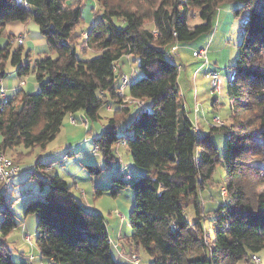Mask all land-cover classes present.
Instances as JSON below:
<instances>
[{
    "label": "trees",
    "instance_id": "trees-1",
    "mask_svg": "<svg viewBox=\"0 0 264 264\" xmlns=\"http://www.w3.org/2000/svg\"><path fill=\"white\" fill-rule=\"evenodd\" d=\"M85 1L0 0V35L11 21L33 19L58 52L57 58L36 60L38 92L19 88L0 98V150L45 147L65 117L79 110L88 120L100 119L101 106L114 100L123 77L119 61L130 55L142 73L130 83V95L149 101L150 108L133 102L139 108L132 116V106L117 107L95 139L106 166L117 160L116 145L125 141L144 171L131 185L136 200L128 238L150 255L149 264L257 262L254 256L264 249V0H95L98 19L80 41L75 28ZM226 2L241 4L237 14L247 11L229 80L231 120L213 122L203 133L187 116L178 82L180 65L171 51L180 42L212 33ZM196 16L201 22L192 24ZM9 37L12 42L14 37ZM9 45L0 47V89L7 59L11 56L13 65L21 62L22 45L14 51ZM78 45L96 55L78 58ZM30 68L20 65L19 75ZM126 118L130 124L118 133ZM215 131L227 134L224 154L213 141ZM218 164L225 175L215 182ZM120 178L116 191L128 184ZM37 180L49 188L28 202L26 212L37 213L36 244L48 264H118L105 217L89 211L59 174L39 175ZM209 186L225 187L227 194L218 207L206 211L202 193ZM0 201L5 203V238L18 219L2 192ZM189 207L193 219L187 215ZM214 213L218 225L207 228L204 222ZM0 264H15L4 243Z\"/></svg>",
    "mask_w": 264,
    "mask_h": 264
},
{
    "label": "rangeland",
    "instance_id": "rangeland-1",
    "mask_svg": "<svg viewBox=\"0 0 264 264\" xmlns=\"http://www.w3.org/2000/svg\"><path fill=\"white\" fill-rule=\"evenodd\" d=\"M85 3L81 20L75 28V33L80 34V41L83 40L86 32L91 28V24L98 19L96 2L93 6L91 0H87ZM240 6L239 2L222 4L215 18V27L212 33L201 35L193 41L178 43L175 51L176 56L171 51L176 58L175 61L184 66L183 69L180 68L179 70L178 82L181 100L187 103V116L195 126H200L203 133L210 131V126L215 122L214 118L216 116H219L226 123L231 120L228 95L229 80L234 73L233 65L239 56V45L243 40L242 23L247 18L246 10H242L240 14L236 13ZM198 22H201V18L196 16L191 23ZM33 23L38 27L34 20ZM20 34L26 36L22 48L21 62L18 65H13L12 57L10 56L7 59L6 75L2 82L6 86L10 84L17 88L20 82L24 80L25 84L22 85V89L27 93H35L40 89L36 73L33 71L36 60L47 55L57 58L58 52L48 45L39 28L38 30H32L22 21H11L6 25L0 35V47L10 44L11 51H14L20 47V43L15 38L11 42L9 36L18 37ZM206 46L209 47L208 62L191 55L190 48L200 49ZM194 50H192V54ZM178 54L181 57H178ZM95 55L92 51L85 53L81 45L77 46L78 58L93 57ZM125 60V58H121L119 63L130 75L132 68L127 66ZM27 64H30V71L19 75V66ZM133 66L135 71L131 75L129 85L142 74L137 62H134ZM206 72L218 73L219 90L214 91L211 79L205 76ZM18 89L9 91V95H14ZM196 98L199 104H196ZM146 105L150 108L149 101H146ZM137 108H139L138 105L132 106V116L136 113ZM114 111L109 110L106 103L103 104L99 110L100 119L98 120H88L83 110L76 111L74 116L77 118V124L72 122L71 115L68 114L64 119L60 132L45 147L25 148L20 146L17 149H9L7 151L9 154L6 152L16 163H19L21 172L15 176L8 187H4L0 192H2L7 201L6 203L17 217L18 225L9 235L2 238L1 221L5 217L2 209L5 208V203L0 201V246L2 243L5 244L16 264H48V259L41 256L36 244L37 213L26 212L28 202L39 198L49 188L47 183L41 187L40 182L37 180L41 171L37 165L39 159L45 164L49 163L51 167L50 174L57 173L69 183L72 192L85 204L89 211L101 213L105 217L112 242V253L119 264L150 263L151 257L144 248H136L130 239L126 237L132 233L129 215L136 200V194L131 185L134 178L141 176L144 171L140 170L142 173H138L139 167L123 144L119 146L121 163L118 166L116 162L106 166L104 159L96 152L95 139L102 133L103 125L109 123V118L114 115ZM84 120L90 125L89 132L85 128ZM129 124L130 119H124L118 133H122L123 128ZM212 138L219 153L224 154L227 134L223 131H215L212 133ZM17 151H19L18 155ZM68 152L71 155L64 159ZM92 169L100 170L94 172ZM31 171L36 174H30ZM224 175L222 164H218L213 177L214 181H221ZM120 176L128 184L116 191L122 183ZM1 184L0 181V186ZM98 189L101 190V193H98ZM221 191L215 186H209L203 191L202 197L206 211L214 209L222 203V196L224 195ZM187 215L190 219L195 217L193 207L187 209ZM216 215V213L211 214L209 219L204 222L207 228L214 229L217 227ZM121 236L123 238L121 239L122 246L119 245ZM257 255L261 258L260 262L253 261L249 263L241 259L236 264H264V249Z\"/></svg>",
    "mask_w": 264,
    "mask_h": 264
},
{
    "label": "crops",
    "instance_id": "crops-1",
    "mask_svg": "<svg viewBox=\"0 0 264 264\" xmlns=\"http://www.w3.org/2000/svg\"><path fill=\"white\" fill-rule=\"evenodd\" d=\"M18 1H21V0H18ZM23 1H25V0H23ZM91 4H92V6L95 4V0H91ZM94 2V3H93ZM88 4H89V1H88ZM25 24H27V26L30 28V29H32V30H38V28L39 27H37L36 25H35V23H33V20H29V21H27V22H24ZM37 24V23H36ZM23 37V40H22V42H20V40H19V38L20 37ZM17 41H19V43L22 45V48H23V44H24V39H26V36H25V34H20L18 37H14ZM193 49H197V48H190V53H191V55L192 56H195L194 54H192V50ZM200 49H207V51H208V56H207V59H205V58H201V57H198V58H201V59H203L204 60V62H208L209 61V47H202V48H200ZM176 46H175V48H173V50H172V52L175 54V56H176ZM178 57H181V55L180 54H178L177 55ZM195 57H197V56H195ZM122 58H125L126 60H125V63L127 64V66H129V67H131L132 69H131V74L130 75H128L127 73V71H125L124 70V67H123V65L121 66V64L119 63V66H120V71L122 72V74H123V77L121 78V81L119 82V88H118V91H117V93H116V96H115V98H114V100L111 102H109L107 105H108V108H109V110H112V112L117 108V107H122V106H133L134 105V103L133 102H136V103H138V101L136 100H134L132 97H131V95H130V85H129V82L131 81V75H132V73L135 71L134 70V66H133V63L135 62L132 58H131V56L129 55V56H123ZM180 65V68L181 69H183L184 68V66L183 65H181V64H179ZM180 68H179V70H180ZM187 73H188V70H187ZM127 77V81L126 82H124V77ZM4 81V80H3ZM25 84V81L24 80H22L21 82H20V84H19V86L17 87V88H23L22 87V85H24ZM128 85H129V90L127 91V87H128ZM17 88H15V87H13V85H10V84H7V86L6 85H4V83L2 82V84H1V89H5V96H1V94H0V98H7V97H11L10 95H9V91H12V90H15V89H17ZM0 89V90H1ZM196 97H197V93H196ZM126 100H128L127 102H128V104H126L127 102H125ZM144 101V107H146V101L147 100H143ZM196 104H199L198 103V100H197V98H196ZM184 103V102H183ZM139 105V104H138ZM184 105H185V107H186V109H187V103L185 102L184 103ZM139 106H141V105H139ZM187 111V110H186ZM74 114L75 113H71L70 115H71V120H72V122L73 123H75V124H77V118L74 116ZM85 117H86V115H85ZM86 119H88L87 117H86ZM84 122H85V128H86V130L89 132V130H90V125H89V123L87 122V121H85L84 120ZM198 127H200V126H197V128ZM103 130V129H102ZM2 141V140H1ZM0 141V142H1ZM124 145L125 146V144L121 141L120 143H118L117 145H116V148H115V155L117 156V160L115 161L116 162V165L118 166L120 163H121V158H120V156H119V154H120V152H119V146L120 145ZM96 145V144H95ZM128 149V148H127ZM9 150V149H8ZM7 150V151H8ZM10 150H13V149H10ZM7 151H2V152H7ZM96 152H98L100 155H101V153L98 151V147H97V145H96ZM8 153V152H7ZM6 153V154H7ZM9 154V153H8ZM7 154V155H8ZM19 154V151H17V155ZM71 155V153L70 152H68L67 153V155L64 157V159L66 158V157H68V156H70ZM8 156H10V155H8ZM23 156V155H22ZM22 156H20L21 158H22ZM11 157V156H10ZM101 157H102V155H101ZM103 158V157H102ZM63 159V160H64ZM62 160V161H63ZM18 163V162H17ZM18 165H19V163H18ZM38 165V167H39V169L41 170L40 171V176H43V175H45V174H49L50 173V169H51V167L49 166V163L48 164H45L44 162H40V164H37ZM20 167V166H19ZM21 169V168H20ZM141 169L139 168L138 169V173H142L141 171H140ZM30 174H32V172H30ZM130 236V235H129ZM129 236H126V237H129ZM110 239H111V237H110ZM121 239H123L122 238V236L120 237V244L119 245H121L122 246V243H121ZM112 243V242H111ZM116 260V259H115ZM134 260V259H133ZM117 263H118V261H116ZM16 264V263H15ZM119 264V263H118Z\"/></svg>",
    "mask_w": 264,
    "mask_h": 264
},
{
    "label": "built area",
    "instance_id": "built-area-1",
    "mask_svg": "<svg viewBox=\"0 0 264 264\" xmlns=\"http://www.w3.org/2000/svg\"><path fill=\"white\" fill-rule=\"evenodd\" d=\"M20 42H22L23 37L21 36L19 38ZM193 54L197 57H201V58H205L207 59L208 56V51L207 49H195L193 51ZM205 76L209 79H211L212 81V85L215 90H219L220 88V81H219V75L217 72H206ZM127 81V77H124V82ZM0 94L1 96H5V89H1L0 90ZM138 104L141 106H144V101L143 100H137ZM215 122L217 124H224V121H222V119L219 116H216L214 118ZM123 143L125 144V141H123ZM21 172V169L18 165V163H16V161L8 156L5 152L0 151V181H1V186H0V191L4 188V187H8V185L13 181V179L15 178V176ZM33 172V171H31ZM221 192L223 195L227 194V189L225 187L221 188ZM135 257V256H134ZM255 260L257 262H260L261 259L257 256H254Z\"/></svg>",
    "mask_w": 264,
    "mask_h": 264
}]
</instances>
